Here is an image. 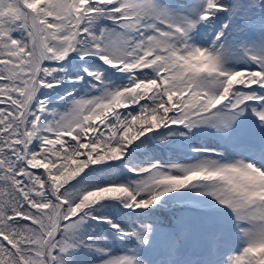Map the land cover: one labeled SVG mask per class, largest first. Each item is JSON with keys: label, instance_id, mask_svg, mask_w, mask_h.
Listing matches in <instances>:
<instances>
[{"label": "snow or ice", "instance_id": "1", "mask_svg": "<svg viewBox=\"0 0 264 264\" xmlns=\"http://www.w3.org/2000/svg\"><path fill=\"white\" fill-rule=\"evenodd\" d=\"M0 264H264V0H0Z\"/></svg>", "mask_w": 264, "mask_h": 264}]
</instances>
